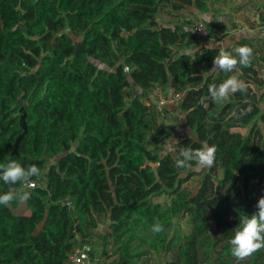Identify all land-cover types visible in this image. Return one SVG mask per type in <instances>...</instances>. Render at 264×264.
Instances as JSON below:
<instances>
[{
    "label": "trees",
    "instance_id": "trees-1",
    "mask_svg": "<svg viewBox=\"0 0 264 264\" xmlns=\"http://www.w3.org/2000/svg\"><path fill=\"white\" fill-rule=\"evenodd\" d=\"M162 3L208 10V0H0V164L40 169L31 189L0 180V194L27 192L30 210L14 211L19 198L0 205V264H71L94 238L104 264L157 253L171 256L163 264H264V248L238 261L229 243L264 194L258 40L226 49L251 47L250 66L210 71L218 47L184 24H161ZM233 74L247 91L214 102L209 85ZM157 88L182 95L175 105L187 133L168 152ZM205 141L217 148L212 168L176 166L182 149ZM196 176L194 190L184 187ZM165 194L170 204L154 201ZM184 218L187 232L177 225Z\"/></svg>",
    "mask_w": 264,
    "mask_h": 264
},
{
    "label": "clouds",
    "instance_id": "clouds-1",
    "mask_svg": "<svg viewBox=\"0 0 264 264\" xmlns=\"http://www.w3.org/2000/svg\"><path fill=\"white\" fill-rule=\"evenodd\" d=\"M216 47L219 51L214 57L213 68L210 71L219 69L226 73H233L238 65L250 66L253 55L251 47L247 45L236 47L235 56L232 52L227 51L222 43ZM247 87L243 80L233 74L219 85H209V93L214 102L220 103L227 100L230 94L246 92ZM216 152L217 148L214 145H209L206 141L201 142L199 148L182 149L175 160V164L178 168L192 171L210 169L214 166ZM39 175L40 169L35 165L25 168L15 160H11L6 165L0 164V180L6 184L16 185L19 183L25 187H30L32 185L31 178ZM17 198L26 201L29 199V194L25 192L18 196L16 191L10 190L0 194V205L8 206ZM256 207L257 211L254 214L239 216V226L233 230L234 235L229 241L231 255L238 261H242L264 248V197L258 200ZM151 231L158 234L163 231V226L157 222L152 226Z\"/></svg>",
    "mask_w": 264,
    "mask_h": 264
},
{
    "label": "rangeland",
    "instance_id": "rangeland-1",
    "mask_svg": "<svg viewBox=\"0 0 264 264\" xmlns=\"http://www.w3.org/2000/svg\"><path fill=\"white\" fill-rule=\"evenodd\" d=\"M231 2V8L234 9L233 7H236L237 10H241V12H245L244 5L246 3L245 0H230ZM263 10L264 13V0H259L258 2L256 1L255 7H249L247 11H260ZM238 12V11H237ZM236 12V13H237ZM250 16H245V14H242L240 17L241 24L237 25L238 27L236 30L241 28L243 25H247L248 28H251L253 30L251 33H247L245 36L244 33L238 34V37H252L256 40H258V49L260 50L258 55L264 56V28L261 29H256L257 24L256 22L251 19ZM157 19L161 24L164 25H170V26H175L179 24H184L186 27L189 28V30H193L194 24L198 20H203L207 25H210L208 23V20L204 17L203 12L196 11L194 9H184L179 12L172 11L167 4L162 3L160 6V9L158 11ZM241 25V26H240ZM211 26V25H210ZM251 26V27H250ZM264 27V24L262 25ZM212 36L213 39L210 40L212 41L213 45L216 47L218 44H223V46L226 48L225 43H229L232 39L231 34L234 32V28L232 29H224L217 31L215 30L212 26ZM239 39V38H238ZM77 44H80L79 41H76ZM261 65V77L264 78V62H260ZM163 89V88H162ZM166 95H169L167 93L168 90L163 89ZM170 93V92H169ZM166 111L164 113L159 114V121L161 124H163L169 131L171 132V138L166 142V145L164 146L165 152H168L173 144L181 137H183L186 133V127L184 124L183 116L180 114V112L176 109L175 104H166L165 106ZM237 132H241L242 134H247L248 129H235ZM55 160H49L48 165L54 163ZM205 170V169H204ZM200 181V176L194 177L190 182H188L184 187L188 188L189 190H194L197 185L199 184ZM264 185V182L262 184L258 185V188L260 189ZM264 197L263 193H259V198ZM154 201L156 203H161V204H170L172 201V198L167 196L166 194L155 198ZM14 211L17 214L20 215H29L30 210L27 206V204L24 202V200L18 199V205L14 209ZM177 225L185 232H187L190 229V223L187 218H184L180 221H178ZM105 230L103 228L99 229L96 231L97 235H102L104 234ZM101 249L102 247L99 245V239L94 238L90 242V244L83 249V251L86 252L87 254V261L86 264H104L103 262L105 261V258L101 256ZM92 250V254L88 253V251ZM171 256L165 257L162 253L160 254H149L146 257H143L142 260L140 261L139 264H163L165 260H169Z\"/></svg>",
    "mask_w": 264,
    "mask_h": 264
},
{
    "label": "crops",
    "instance_id": "crops-1",
    "mask_svg": "<svg viewBox=\"0 0 264 264\" xmlns=\"http://www.w3.org/2000/svg\"><path fill=\"white\" fill-rule=\"evenodd\" d=\"M245 1V12H241V10H237L236 7H233L234 9H230L232 5L230 0H208V10L203 13L204 17L208 20V23L217 31L234 28V32L231 34V41L229 43H225L227 49L233 48L235 46V43L240 38H242V35L238 37V34L244 33V35L246 36L247 33H251L254 30H251V28L254 27L250 26L251 28H248L247 25H240L241 28L236 30L238 28L236 27V24H241L240 17L242 16V14H245V16H250L254 23L256 22V29L264 28L262 27V25L264 24L263 10H260L258 12L253 11V13L251 11H247L249 7H255L256 1L258 2L259 0Z\"/></svg>",
    "mask_w": 264,
    "mask_h": 264
},
{
    "label": "built area",
    "instance_id": "built-area-1",
    "mask_svg": "<svg viewBox=\"0 0 264 264\" xmlns=\"http://www.w3.org/2000/svg\"><path fill=\"white\" fill-rule=\"evenodd\" d=\"M193 35L200 39L204 40H212L213 36L211 35V31L208 27V25L203 20H198L193 27V30H190ZM182 98V95L180 93H171L170 95H166L165 92L157 88L155 91H153L151 101L154 105H156L157 110L159 112H162L164 109V106L166 104H177ZM36 186H39L38 182L32 181V185L30 187H25L24 189H31ZM68 205H71L69 202ZM88 257L85 251L81 249H77L70 257V263L71 264H86Z\"/></svg>",
    "mask_w": 264,
    "mask_h": 264
},
{
    "label": "water",
    "instance_id": "water-1",
    "mask_svg": "<svg viewBox=\"0 0 264 264\" xmlns=\"http://www.w3.org/2000/svg\"><path fill=\"white\" fill-rule=\"evenodd\" d=\"M146 33H150V30L141 31V34H146ZM79 52H85V49L83 48L81 44L76 43V53H79Z\"/></svg>",
    "mask_w": 264,
    "mask_h": 264
}]
</instances>
